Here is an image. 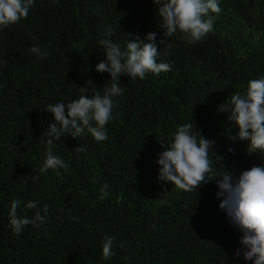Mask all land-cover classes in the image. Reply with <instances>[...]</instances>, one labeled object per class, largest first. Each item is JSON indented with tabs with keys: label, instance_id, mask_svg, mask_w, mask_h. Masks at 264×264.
I'll use <instances>...</instances> for the list:
<instances>
[{
	"label": "trees",
	"instance_id": "obj_1",
	"mask_svg": "<svg viewBox=\"0 0 264 264\" xmlns=\"http://www.w3.org/2000/svg\"><path fill=\"white\" fill-rule=\"evenodd\" d=\"M220 7L213 32L191 46L179 33L163 37L153 0H36L26 19L0 32V264H245L234 255L240 233L219 210L215 182L184 192L157 179L161 142L192 119L222 157H212L215 172L224 167L235 178L264 164V156L246 154V142L233 141L238 129L222 113L232 94L264 75V0H221ZM108 30L122 44L156 32L158 62L173 70L121 77L126 91L106 125L108 140L61 137L54 154L67 169L62 177L40 174V139L53 119L45 105L70 102L80 88L103 93L110 77L95 66ZM37 45L47 58L29 53ZM104 184L110 194L101 200ZM16 198L18 214L29 218L36 210L24 204H47L48 221L15 235L9 210ZM105 235L126 242L107 261Z\"/></svg>",
	"mask_w": 264,
	"mask_h": 264
},
{
	"label": "clouds",
	"instance_id": "obj_2",
	"mask_svg": "<svg viewBox=\"0 0 264 264\" xmlns=\"http://www.w3.org/2000/svg\"><path fill=\"white\" fill-rule=\"evenodd\" d=\"M35 3L36 0H0V32L26 19ZM220 3L221 0H153L162 21L163 37L172 38L179 33L190 46L202 42L213 32L221 12ZM112 36L113 32L108 30L98 41L103 48L104 59L95 66V71L107 73L110 77L101 87L103 93L98 91L88 96L85 95L88 88H80L82 94L70 102L45 105L44 111L53 119L40 139L46 146L40 174L51 170L62 177L61 169H67V163L54 154V146L61 137L77 139L91 136L96 143L108 140L106 125L113 119L117 98L126 91L121 87V77L143 80L147 73L159 75L173 70L171 63L158 62L161 50L158 51L156 32L147 33L143 39L138 34L134 37L129 35L123 44L114 42ZM166 47H170V43ZM28 51L39 59L48 56L38 45ZM222 113H226L229 124L238 129L233 141L246 142L248 155L264 156V75L249 80L243 93L232 94ZM161 148L164 150L156 160L158 181L163 185L170 183L184 192L197 191L203 185L215 182L219 210L225 214L229 225L240 233V248L236 249L235 257L239 259L242 256L245 264H264V164L252 166L235 178L224 167L223 172H215L212 157L220 161L222 157L214 151L215 141L206 138L193 119L177 126L171 140L161 142ZM78 150L84 151V148ZM227 151L231 154L234 150L229 147ZM32 179L38 180L39 176ZM108 189L109 185L104 184L99 199L104 200L110 194ZM39 203L28 201L23 205L26 209L36 210L35 215L29 218L17 212L22 201L19 198L11 200L9 227L15 235H20L29 225L39 228L48 221L50 208L45 204L39 209ZM114 246L124 249L126 242L117 243L115 237L105 235L101 253L105 261L116 255Z\"/></svg>",
	"mask_w": 264,
	"mask_h": 264
}]
</instances>
